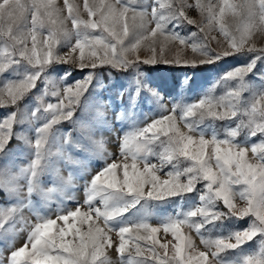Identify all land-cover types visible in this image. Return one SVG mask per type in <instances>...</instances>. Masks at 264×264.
Wrapping results in <instances>:
<instances>
[{"label":"snow or ice","instance_id":"obj_1","mask_svg":"<svg viewBox=\"0 0 264 264\" xmlns=\"http://www.w3.org/2000/svg\"><path fill=\"white\" fill-rule=\"evenodd\" d=\"M82 9L87 19L74 0H63V7L55 0H0V105L16 108L0 117V154L14 137V125L24 120L18 118L20 102L36 88L42 74L43 94L31 117L41 110L47 117L34 129V145L26 141L34 158L18 172H0V189L10 201L0 206V236L7 239L17 232L26 233L21 246L0 248V264H114L108 249H115L118 264H264V68L257 70L258 64L264 65V47L256 46L257 34H264V0H219L215 4L212 0H152L150 10L142 0H83ZM189 10H198L201 19L190 16ZM229 14L231 24L225 19ZM66 21L71 22V29ZM181 24L196 31L181 35L177 30ZM205 25H218L226 41L220 51L209 46ZM62 41L69 48L64 56L57 49ZM145 44L149 55L142 58ZM172 44L178 48L169 59ZM188 48L198 57H182L180 53ZM234 56L245 62L223 72L217 81L224 88L222 95H205L183 106L174 104L168 114L164 109L158 118L120 139L118 156L84 189L86 208L78 204L58 212L56 218L36 213L35 222L24 215L34 195L46 202L64 189L52 156L71 165L75 163L72 149L104 150V142L95 139L88 121H74L79 142L70 135L62 143L53 138L54 125L73 120L95 69L126 70L161 62L196 67ZM57 63H71L87 73L65 83L72 74L69 69L61 82H53L46 70ZM251 76L259 83H253ZM138 92L130 103H135ZM48 95L57 103L45 104L43 97ZM102 117L103 112L97 111L96 119ZM216 121L226 122L222 138L214 127ZM241 134L243 141L238 139ZM52 143L58 144L55 153ZM49 170L54 173L53 187L42 186L41 177ZM193 192L199 203L182 217L162 220L158 227L145 219L127 218L142 201H165ZM231 217L253 219L247 228L227 236L205 235V225ZM191 230L200 236L203 249L196 245ZM161 231L165 237L170 233L175 243H161L157 238ZM257 238V249L242 251Z\"/></svg>","mask_w":264,"mask_h":264},{"label":"rangeland","instance_id":"obj_2","mask_svg":"<svg viewBox=\"0 0 264 264\" xmlns=\"http://www.w3.org/2000/svg\"><path fill=\"white\" fill-rule=\"evenodd\" d=\"M75 3L81 5L82 18L87 19V14L83 12V0H74ZM194 2V0H189ZM218 3L219 0H212ZM233 2H240V0H233ZM55 3L63 7V0H55ZM142 4L149 8L152 5V0H142ZM189 15L198 21L201 19L198 10H189ZM226 22L231 24L230 14L226 16ZM66 26L71 29V22L66 21ZM171 27V25H169ZM208 44L214 51H220L225 45L226 41L219 33L218 25L214 28H207ZM181 35L187 36L190 32L196 31L193 26L181 24L177 29ZM215 37V39H213ZM71 42L75 43V36L71 37ZM256 46L258 48L264 47V34H257ZM172 52H168V58L172 59L175 55V50L178 45H169ZM58 52L61 56L69 51L67 43L62 41L57 45ZM140 55L142 58L149 55L148 45L142 46ZM182 57L192 59L198 54L192 53L191 49H185L180 53ZM245 62L244 58L239 56L229 57L217 63L207 64L201 70H189L183 63H156L146 64L149 65L148 69L141 67L142 64L136 68H129L126 70L114 69L110 66L99 67L92 73L93 79L87 92L80 98V102L76 106V111L72 121H61L59 125L53 126V138H59L61 143L65 135H70L73 141H81V136L78 131V126L74 121H88L92 123L94 129V137L96 140L104 142L103 152L97 151L94 148L89 150L72 149L71 154L75 163L67 165L64 161L59 160L55 155L50 159L55 161V167L60 169V176L64 180V189L61 192L55 193L48 198L45 202L40 197L34 195L32 200L33 204L30 209H26L24 215L35 222V214L41 216H50L56 218L60 211L68 209H75L80 204L83 206L84 189L91 178L108 162H111L119 154L120 139L127 133L135 131L138 128L144 127L151 120L158 118L164 109H167L168 114L173 105L183 106L191 103L198 102L200 98L205 95L220 96L224 92L223 86L217 84V81L231 67ZM203 65V64H202ZM264 68V65L258 64L257 70ZM69 69L72 70L71 76L65 83H71L73 79L79 80L87 73H81L71 63L54 64L46 71V75L53 82H61L65 72ZM43 75L37 81V86L33 89L23 101L20 102V112L18 118H23V122L14 125V137L7 145L4 154H0V172L10 169L18 172L20 168L26 167L30 159L34 158L30 152V145L26 141H31L32 145L35 142V127L42 126L46 122L47 117L41 110L37 113L36 117H31V112L38 106L37 98L43 94L44 83ZM5 76H10V73H5ZM253 83L258 84L255 76L250 77ZM136 101L134 104L130 103V98L137 93ZM245 97L249 94L244 93ZM44 103H57V99L50 95L43 97ZM163 105V107H162ZM16 108L11 105H0V117L6 116ZM103 112V117L99 120L96 119V112ZM179 116V108L176 113ZM207 123V121H206ZM182 130L183 125H179ZM234 126V125H233ZM214 127L218 135L223 137L226 128V122L216 121ZM211 130L207 131L210 136ZM20 136L26 137L20 139ZM239 140H244V135L238 137ZM58 147L57 143L51 144L53 153L56 152ZM67 148L68 146L65 145ZM153 162H155L153 158ZM167 170V169H166ZM71 173V180L68 181L69 174ZM54 173L51 170L45 172L42 177V186L53 187ZM56 186H60V182H56ZM26 191V188H25ZM5 192L0 189V206L5 205L8 201ZM199 203L197 193L193 192L183 197H173L165 201H147L141 202L135 209H131L127 214L129 219H145L153 226H160L162 220L169 216H183ZM243 203V202H238ZM86 208V206H83ZM221 210L223 205H219ZM195 219V218H193ZM251 217H246L243 220H237L234 217L224 219L222 222L205 225V235H211L213 238L216 236H227L229 233L247 228L252 222ZM86 227V226H85ZM202 230V231H204ZM184 232L189 233L187 228L183 229ZM197 246L203 249L200 243V236L194 230L190 231ZM114 235V233L112 234ZM26 233L17 232L15 236H9L7 239L0 236V248L6 245L14 244L19 247L24 243ZM157 238L161 243L167 240H175L169 233L166 237L161 231ZM259 245V238L250 241L242 248L244 252H252L257 249ZM171 248V245H170ZM107 254L112 259L114 264H118L119 256L115 249H108ZM230 255H235L231 253Z\"/></svg>","mask_w":264,"mask_h":264},{"label":"trees","instance_id":"obj_3","mask_svg":"<svg viewBox=\"0 0 264 264\" xmlns=\"http://www.w3.org/2000/svg\"><path fill=\"white\" fill-rule=\"evenodd\" d=\"M205 66H207V64H203V65H197L196 67H186L188 68L189 70H201L203 69ZM141 67L145 68V69H148L149 68V65H146V64H142Z\"/></svg>","mask_w":264,"mask_h":264}]
</instances>
